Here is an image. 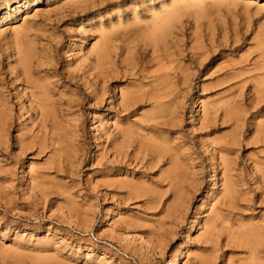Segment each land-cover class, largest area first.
Instances as JSON below:
<instances>
[{"label": "rangeland", "instance_id": "rangeland-1", "mask_svg": "<svg viewBox=\"0 0 264 264\" xmlns=\"http://www.w3.org/2000/svg\"><path fill=\"white\" fill-rule=\"evenodd\" d=\"M0 264H264V0H0Z\"/></svg>", "mask_w": 264, "mask_h": 264}, {"label": "bare ground", "instance_id": "bare-ground-1", "mask_svg": "<svg viewBox=\"0 0 264 264\" xmlns=\"http://www.w3.org/2000/svg\"><path fill=\"white\" fill-rule=\"evenodd\" d=\"M174 11V10H173ZM165 13V12H164ZM156 18V17H155ZM163 18V17H162ZM170 26V25H169ZM158 27V26H157ZM157 30V29H156ZM165 31V30H164ZM167 32V31H166ZM263 50V49H262ZM104 50H103V52H102V55L104 54ZM101 54V53H100ZM87 84V83H86ZM134 124V123H133ZM150 132V131H149ZM226 151V150H225ZM226 153V152H225ZM226 162V161H225ZM256 241V240H255ZM249 246V245H248ZM255 258V257H254ZM253 261V260H252Z\"/></svg>", "mask_w": 264, "mask_h": 264}]
</instances>
